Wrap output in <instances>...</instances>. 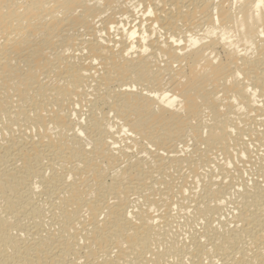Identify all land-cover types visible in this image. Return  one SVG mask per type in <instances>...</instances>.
I'll return each instance as SVG.
<instances>
[{"label": "bare ground", "instance_id": "6f19581e", "mask_svg": "<svg viewBox=\"0 0 264 264\" xmlns=\"http://www.w3.org/2000/svg\"><path fill=\"white\" fill-rule=\"evenodd\" d=\"M0 264H264V0H0Z\"/></svg>", "mask_w": 264, "mask_h": 264}]
</instances>
